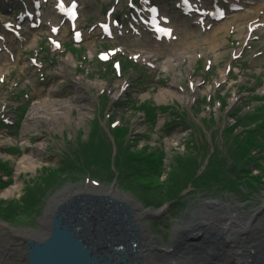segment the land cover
Instances as JSON below:
<instances>
[{
    "label": "rangeland",
    "instance_id": "374dc122",
    "mask_svg": "<svg viewBox=\"0 0 264 264\" xmlns=\"http://www.w3.org/2000/svg\"><path fill=\"white\" fill-rule=\"evenodd\" d=\"M154 1L159 6L163 3ZM168 3L169 10H164V14H174V2ZM118 9L117 6L119 13ZM98 11L82 9L83 17L77 29L104 21L105 14L95 18ZM242 12H248V8ZM5 13L0 12V24L12 18V14ZM88 19L92 21L85 24ZM244 27L242 22L241 28ZM183 29L193 42L206 38V32L198 26L187 24ZM61 30H64L61 32L64 41L71 43L68 29ZM88 30H83V44L79 47L69 44L71 46L65 52H52L45 44L48 37L42 32L29 34V39L39 34L38 38L43 42L37 43L45 44L40 55L44 61L42 81L35 82L32 72L26 70L25 58L28 56L21 55L16 66L0 58V65L7 66L9 72H6L11 75L0 77V125H4L3 119L7 123L15 119L14 124L0 126V165H3L0 224L13 230L36 229L45 205L65 188L118 191L132 198L141 209L161 212V216L156 214L147 221L155 251L166 250L173 231L186 229L192 216L197 217L199 213H255L258 219L264 220V133L262 136L256 130L253 142L257 147L249 150L250 154L241 147L246 139L243 131L251 130L247 133L253 135L252 129L260 122L255 117L264 115V38L257 42L249 40V44H254L252 48L242 47V41L237 42V36L242 32L239 30L238 35H233L235 29H232L228 38H222L217 53L202 46L194 50L196 55L192 56V62L187 60L189 54L180 61L178 58L174 63L176 67L167 73L164 60L168 52L155 57L153 49L146 50L147 47L142 46L146 36L137 41L135 37H119L116 33L113 39L106 41L107 45L110 48L123 46L128 50L117 58L121 63L118 74L96 62L97 53L105 50L90 38L98 32L90 34ZM95 38L98 40L100 35ZM133 42L139 46L133 47ZM6 43L12 48L16 44L10 40ZM66 49L62 45V50ZM142 51L152 61L156 60V67H159L156 73L147 62L132 58V54ZM47 56L50 61L45 59ZM69 60L73 61L67 66L69 78H81L85 84H102L101 90L84 94V99H89L92 104L90 114L79 120L83 111L79 112L74 106L67 114L68 119L57 117L58 123L52 121L46 125L43 121L31 125L29 112L38 100L36 92L41 87L49 90L51 84L58 85L59 81L66 87L67 79L62 80L56 69ZM126 62H133V65ZM222 77L221 84L217 79ZM10 83L16 86L8 90ZM44 89L41 95L45 94ZM163 89L186 97L185 102L177 96H162ZM63 90L53 92V97L56 95L57 99L68 101L66 88ZM25 124L30 131H25ZM37 144L45 145V149L39 146V157L32 160L34 167L26 170L22 159L30 157L31 147ZM80 145L84 151L77 150ZM129 155L136 159L148 156L152 163H157L156 169L137 165L134 166L137 174H134L121 166ZM149 168L154 174L143 176V170ZM10 187H19V191L6 195L5 191ZM191 187L198 188V193L192 192ZM208 201L214 202L213 205L205 203ZM217 201L222 206L216 207ZM216 218L220 223L226 220L222 216ZM181 236L177 237L178 242ZM254 245L251 238L247 239L244 250L250 252ZM155 251L152 255H156ZM180 256L184 260L188 258L184 254Z\"/></svg>",
    "mask_w": 264,
    "mask_h": 264
},
{
    "label": "bare ground",
    "instance_id": "6f19581e",
    "mask_svg": "<svg viewBox=\"0 0 264 264\" xmlns=\"http://www.w3.org/2000/svg\"><path fill=\"white\" fill-rule=\"evenodd\" d=\"M146 3L147 1L144 4ZM245 4H247V7L250 8V11L243 12L242 14L238 13L234 18H231L229 20L228 18H225V21L223 23L213 29H211V27L209 28L210 24L206 23L208 29L211 30L206 33V38L203 41H191L192 38L187 32H183L180 38H178V23H174L172 22L173 20H169V23L171 24V34L167 40L162 38L157 41L158 36L154 35L153 37L148 39V43L143 44L142 46L150 48H146V50L153 49V53H155L156 55L155 57L165 55V52H168L165 55L166 58L164 60V66L168 69H166L165 72L170 73L171 70L176 67L174 63H176V60L178 58V61H180L182 60V58L189 54L187 60L192 62V56L195 54L194 50L202 48V46H208L212 52L217 53L218 48L221 46V42H223L222 38L228 36V28L231 24L236 25V32H239V30H244L243 28H241L242 22H244V25H248V30H250L256 24L264 23V3L255 4L254 6L249 2H246ZM228 5L230 6L231 10V7L238 4L231 1ZM210 11H212V9ZM209 12L205 18L209 22H213L214 20L208 17ZM60 18L61 20L59 21L69 23L63 15H60ZM77 20L78 18L74 20V24H76ZM201 26L204 27L203 25ZM137 35L139 36V34ZM263 36L259 38V40H261ZM56 37H60L59 33ZM11 38L14 39L15 35L11 34ZM174 38H176V41L172 45L169 41L173 40ZM153 40L158 44L156 43V45H150L149 43ZM0 41H5L4 34L0 35ZM37 41H39L38 35L33 36L27 47H30L33 44L36 45ZM81 42L82 40L80 41V43ZM45 44L47 45V43ZM161 44L167 45L168 48H161ZM136 46L139 45H136L133 42V47ZM88 48L90 51L92 50V46ZM18 56L20 57L21 55L18 54ZM219 56L221 57L223 55ZM145 57L146 55L144 54L143 58ZM135 58L137 57L135 56ZM146 60L148 59L146 58ZM64 62L65 63L60 64V67L56 70L57 73L61 74V76H59L62 80L67 79L66 87H63V85L59 81L57 82L58 85L52 86L51 84L49 90L41 87L38 89L39 92H36L37 90L35 91L41 97H38L37 95L38 100L33 104L31 112H29L28 121L31 122V125H35V123L37 124L43 121H45V124L47 125L48 122H55L57 120V117L58 119H68L67 114L74 110V106L77 107L79 112L83 111L82 114H79V120H83L87 117V114H90L91 111L89 108L92 104L89 99H84V94L90 93L92 90H101L102 84L95 85L94 82L85 84L81 82V78H69L67 66L72 64L73 61L69 60ZM147 63H155V66H152L151 68L153 69L154 73L158 71L159 67L158 65L156 67V60L155 62ZM14 66H16V64ZM6 71L9 72L8 67L5 65H0V77L9 78L11 75ZM222 75H224V72L222 73ZM61 79L59 78V80ZM173 79L176 80L178 78L173 77ZM223 80V77L218 78L217 82L222 84ZM11 85L12 84L10 83L8 90H11L16 86V84H14V86ZM44 86L48 87L47 83L44 84ZM63 88H66L65 94L69 96L68 101L57 99L56 95L53 97V92L58 91L59 93L61 90L64 92ZM43 89V93L45 94L41 95ZM161 94L162 96H168L169 98H174L178 95L176 92L169 89L161 90ZM8 96L12 97L11 94H9ZM176 98L181 100V102H185L184 100L186 99V97L184 98L180 96H177ZM62 111H64L63 117H61ZM58 122L59 121H56L55 123ZM9 123L14 124L15 119H12ZM61 127H64V125H61ZM24 129L27 132L30 131V128L27 124H25ZM83 144H86V142H84ZM40 145H42V149L44 150L45 145H34L30 149V157H25L24 159H22L21 163L24 164V169L27 170L28 168H30V166L34 167V162H32V160L38 159ZM92 145L94 146V144ZM84 149L85 148L81 145L77 148V150L80 151H84ZM89 150L91 151L90 148ZM17 190L19 191V187H10L5 191V194L11 196L15 192L17 193ZM81 201L82 203H90V205L95 206L102 214L111 212H115L113 214L119 213L117 215L118 219H114L112 222L115 225V228H118L119 231L123 232L121 234L122 236L124 235V233H126L125 237L123 238L124 241H127L125 242L126 245L129 241H133L130 242L129 245H127L129 248H131V250L129 249L128 251L119 242L117 243L118 245L115 249L102 248L101 250L97 251V253H103L107 255L115 263L264 264V220L258 219V215H256L255 213L246 215L242 212L234 211L233 213L229 214L217 213L206 215L205 213H199L197 217L193 215L191 218V222L189 223L190 225L186 229L173 231L170 245L168 246V248H166V250L159 249L155 251L153 248V242L149 235V223L147 221L150 218H155L154 215L156 214L157 217L161 216V212L153 213L150 210L141 209L140 206L132 198L123 194L121 195L117 191H89L87 189L80 190L79 188H65L64 191H62L60 194L53 196V198L50 199L45 205V210L37 223L38 225L36 226V229L23 231L13 230L4 224H0V264H41L39 258L37 257L38 255L32 257V254H30L31 252L29 249V242H35L37 244V247H40V249L42 248L41 250L43 251L50 248L51 245L55 244L56 237L53 236V233H56L58 230V226H56V224L63 223L60 222L61 213L68 212V209L73 208V206L71 205L73 202L76 204L74 206V208H76L78 206L77 203H80ZM213 203L214 202H206V204L208 205H213ZM214 205L216 207H219L222 206V203H219L217 201ZM25 206H27L26 203ZM62 206L65 207L63 208ZM78 207L80 209V206ZM262 208H264V203L262 204ZM217 216L225 217L226 220L220 223L218 222V218H216ZM101 219L102 217L100 218V220ZM178 236L182 237V239H180V242H178L177 240ZM250 238L252 242H255V245L253 246V250L249 253L248 250H244V244L246 240ZM132 246H135L137 252L133 250ZM44 247L45 249H43ZM171 248L174 249L172 250ZM59 249L60 248H55L53 252H55V250L58 251ZM117 251H121L120 253L122 256V260L116 254H114ZM152 251H155L156 255H152ZM50 252L52 251H49V253ZM125 253L126 255H124ZM180 254L186 255L188 256V258L184 260L182 256H180ZM252 254H254L255 257L252 256ZM45 257L48 258V255H45ZM65 258L72 259L70 253L67 251L65 252ZM97 259L100 260L99 258ZM78 264H82V262H78ZM85 264L88 263L86 262Z\"/></svg>",
    "mask_w": 264,
    "mask_h": 264
},
{
    "label": "water",
    "instance_id": "95a60500",
    "mask_svg": "<svg viewBox=\"0 0 264 264\" xmlns=\"http://www.w3.org/2000/svg\"><path fill=\"white\" fill-rule=\"evenodd\" d=\"M77 204L78 206H80V209L78 206L75 209L78 212H80L82 215L79 216L76 214V212H74L73 214L77 218L81 217L79 218V220H81L82 217H85V220H86L85 223L88 222L90 225H93L96 222L95 224L97 225L99 224L103 225L102 229H98V226H96L95 228V234H96L95 242L97 243L104 238L100 242V244H97L98 248L110 249V247H108L110 245H113L114 246L113 248H117L116 247L118 245L117 243L120 242V244L123 245L128 251L129 249L131 250V248H129L127 245H129L130 242H133V241L132 240L129 241L128 244L126 245L125 242L127 241H124L123 239L126 233H124V235L122 236L121 234L123 232L119 231L118 228H115V225L112 222L114 219H118L117 215L119 213L118 214H113L115 212L107 213V216L104 217L106 218V223H105V222L100 221V218L101 216H103V214L99 212L98 208L92 209V207H90V203H82V201L80 203L78 202ZM71 205L74 207L76 204L73 202ZM75 222L76 221H74V219H69L68 221H66L63 232L57 223L56 226H58V230L56 233H53V236L56 237L55 244L51 245L50 248L44 251L41 250L42 248L40 249V247H37V245L33 244L32 242H29V246H30L29 249L31 252L30 254H32V257H35L38 255L37 257L39 258V261L41 264H77V262L73 260L74 256H76V254L79 251H83L84 248L86 250L88 248L86 253L84 254H82V252L78 253L79 260L82 262V264H85L86 262L88 264H94L95 260L93 259V256L95 255L96 251L93 250L94 248L90 247V245H87L89 243L91 244V236L87 233H81V232L79 233L78 230L84 227L83 225H75L74 224ZM89 233H91V231H89ZM105 240H107V242H105ZM55 248H60V249L58 251L55 250V252H53ZM132 248L134 251L137 252V250L135 249V246H132ZM43 249H45V247ZM73 249H77V253H75L74 255H73L74 253ZM71 250L73 252L71 256L72 259L65 258V252L71 251ZM49 251H52V252L49 253ZM120 252L121 251L115 252L118 257H122ZM45 255H48V258H46ZM124 255H126V253ZM100 260H101V264L111 263V259L105 254L102 255ZM117 264H120V263H117Z\"/></svg>",
    "mask_w": 264,
    "mask_h": 264
},
{
    "label": "trees",
    "instance_id": "16d2710c",
    "mask_svg": "<svg viewBox=\"0 0 264 264\" xmlns=\"http://www.w3.org/2000/svg\"><path fill=\"white\" fill-rule=\"evenodd\" d=\"M245 138L246 139L243 142V145L241 147L243 149L246 148L248 151L249 150L252 151L253 148L256 147V144L253 142V137L250 136V137H245ZM250 151H249V154H250ZM245 157L248 160L249 155L246 154ZM246 158H244V161H247ZM117 164H119V163L117 162ZM156 164H157L156 162L152 163V160L148 156L140 157V158L136 159L134 156H131V155L127 156V158L124 162H121L122 167H126L127 169L133 171L134 174H137V169L134 166H137V165L149 166L152 170H155ZM2 168H3V165H0V172H3ZM150 168L143 170L144 172L142 173V175L146 177V176H150V175L154 174V172ZM256 180H257V178H256ZM1 182L2 181L0 180V183Z\"/></svg>",
    "mask_w": 264,
    "mask_h": 264
}]
</instances>
